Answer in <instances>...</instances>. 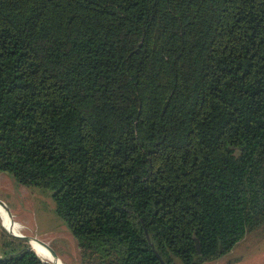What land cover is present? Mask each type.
<instances>
[{
	"label": "trees",
	"instance_id": "trees-1",
	"mask_svg": "<svg viewBox=\"0 0 264 264\" xmlns=\"http://www.w3.org/2000/svg\"><path fill=\"white\" fill-rule=\"evenodd\" d=\"M0 173L79 264L226 257L264 230V0H0ZM0 264L48 263L0 226Z\"/></svg>",
	"mask_w": 264,
	"mask_h": 264
},
{
	"label": "rangeland",
	"instance_id": "rangeland-1",
	"mask_svg": "<svg viewBox=\"0 0 264 264\" xmlns=\"http://www.w3.org/2000/svg\"><path fill=\"white\" fill-rule=\"evenodd\" d=\"M0 201L9 210L20 230L15 233L36 237L47 243L63 264H79L78 247L67 225L55 214L49 192L17 185L8 175L0 173ZM0 226L7 232L8 230ZM264 230L253 233L240 242L233 251L215 262L205 264H264Z\"/></svg>",
	"mask_w": 264,
	"mask_h": 264
},
{
	"label": "bare ground",
	"instance_id": "bare-ground-1",
	"mask_svg": "<svg viewBox=\"0 0 264 264\" xmlns=\"http://www.w3.org/2000/svg\"><path fill=\"white\" fill-rule=\"evenodd\" d=\"M0 219L2 221V225L8 230V232L15 233L16 230H20L18 223L14 222L13 218L10 216L6 207L2 203H0ZM32 248L40 259L49 261L53 264L52 254L45 246L40 243L32 242Z\"/></svg>",
	"mask_w": 264,
	"mask_h": 264
},
{
	"label": "water",
	"instance_id": "water-1",
	"mask_svg": "<svg viewBox=\"0 0 264 264\" xmlns=\"http://www.w3.org/2000/svg\"><path fill=\"white\" fill-rule=\"evenodd\" d=\"M0 203L4 204L3 202L0 201ZM6 207V206H5ZM7 211L9 212L8 208L6 207ZM10 213V212H9ZM10 233V232H9ZM12 236L14 237H17V238H21V239H24L26 240L29 245H30V248L33 250L32 248V242H36V243H40L42 244L43 246H45L52 254V258H53V264H63L62 260L58 257V255L55 253V251L47 244L45 243L44 241L36 238V237H29V236H24V235H21V234H18V233H10ZM198 246V245H197ZM34 251V250H33ZM35 252V251H34ZM36 253V252H35ZM37 254V253H36ZM42 260V259H41ZM44 261V260H42ZM51 261V262H52ZM45 263H48V264H51L49 261H44Z\"/></svg>",
	"mask_w": 264,
	"mask_h": 264
}]
</instances>
